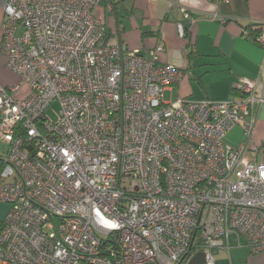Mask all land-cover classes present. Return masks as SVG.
<instances>
[{"label": "built area", "instance_id": "1", "mask_svg": "<svg viewBox=\"0 0 264 264\" xmlns=\"http://www.w3.org/2000/svg\"><path fill=\"white\" fill-rule=\"evenodd\" d=\"M99 2L3 0L0 56L25 90L0 85V264H187L192 246L205 264L233 247L264 253V141L250 139L264 80L242 79L227 100L164 102L183 71L160 62L161 43L108 42ZM181 11L184 39L196 19ZM235 126L245 138L231 146Z\"/></svg>", "mask_w": 264, "mask_h": 264}, {"label": "crops", "instance_id": "2", "mask_svg": "<svg viewBox=\"0 0 264 264\" xmlns=\"http://www.w3.org/2000/svg\"><path fill=\"white\" fill-rule=\"evenodd\" d=\"M117 1L100 0L93 11L105 23L106 40L141 51L163 44L160 62L172 64L184 73L169 90L173 99L227 100L237 95V85L242 79L264 80V48L243 36L246 27L264 24V0H226L218 4L208 0H175L172 11H169V0H120L114 9L113 3ZM2 3L0 0V40ZM181 9L189 11L196 19L192 24L184 22L188 34L184 39L178 36L176 29V23L182 20ZM187 42L192 46L189 55L183 53ZM17 84H21L20 77L6 69L5 60L0 56V85ZM20 86L24 91L25 86ZM253 115L255 122L250 139L260 145L264 141V104L256 105ZM244 138L243 128L235 126L227 133L226 142L237 146ZM7 149L8 144L0 138V169ZM8 210L5 203H0V221ZM230 251L229 256L219 251L216 258L225 255L229 264H233ZM260 254L251 253L255 257L250 264H264V256L258 260Z\"/></svg>", "mask_w": 264, "mask_h": 264}, {"label": "rangeland", "instance_id": "3", "mask_svg": "<svg viewBox=\"0 0 264 264\" xmlns=\"http://www.w3.org/2000/svg\"><path fill=\"white\" fill-rule=\"evenodd\" d=\"M175 2V0H169V11H172L170 8V3L171 2ZM164 51V48H163ZM174 98L173 95H171V93L169 92V90L165 91L164 93V102H170L172 101V99ZM57 110H58V104L57 102L53 101L46 109V114L49 116V118L52 121H56L57 119ZM9 208V205L6 204ZM261 255V256H260ZM257 255V257H261L258 258V260L261 261L262 257L264 256L263 254ZM255 255H251L250 250L246 247H241V248H233L230 251V260L233 261V264H250L251 261L254 259ZM216 260H218L217 263L219 264H229V260L228 257L221 256V257H217Z\"/></svg>", "mask_w": 264, "mask_h": 264}, {"label": "trees", "instance_id": "4", "mask_svg": "<svg viewBox=\"0 0 264 264\" xmlns=\"http://www.w3.org/2000/svg\"><path fill=\"white\" fill-rule=\"evenodd\" d=\"M261 24H257V25H252V26H248L246 27V29L249 30V39L252 40L255 44L259 45L256 37L259 35L261 28H259L258 26H260ZM187 32L185 30V37L187 36ZM189 41V40H188ZM260 46V45H259ZM185 47H187L189 49L188 55L191 54L192 51V46L189 42H187L185 44ZM261 47V46H260ZM198 251V246H192V252H197Z\"/></svg>", "mask_w": 264, "mask_h": 264}, {"label": "water", "instance_id": "5", "mask_svg": "<svg viewBox=\"0 0 264 264\" xmlns=\"http://www.w3.org/2000/svg\"><path fill=\"white\" fill-rule=\"evenodd\" d=\"M121 2L120 0L113 3L114 9ZM187 264H205V255L204 252L198 251L192 255V257L188 260Z\"/></svg>", "mask_w": 264, "mask_h": 264}]
</instances>
